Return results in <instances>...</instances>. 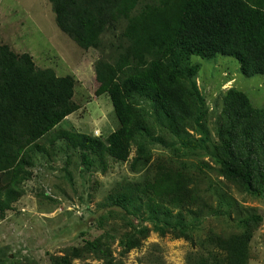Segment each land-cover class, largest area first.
Returning <instances> with one entry per match:
<instances>
[{"label":"rangeland","instance_id":"374dc122","mask_svg":"<svg viewBox=\"0 0 264 264\" xmlns=\"http://www.w3.org/2000/svg\"><path fill=\"white\" fill-rule=\"evenodd\" d=\"M161 6V0L154 8L150 2L137 6L130 18L118 21L116 27L109 26L98 45L85 47L59 28L49 0H0V44H7L18 54L29 53L39 68H51L59 76L75 79V110L37 140L39 146H30L33 164L26 167L30 174L20 182L21 195L13 200L5 217H0L3 264L31 259L49 264L51 255L63 256L69 248L82 247L104 234H108L104 240L111 248L110 262L117 264H217L216 259H220L218 264H225L221 262L225 252L219 241L243 233L247 227L241 220L254 214L263 220L253 227L247 264H264V193L251 194L226 177L213 155L225 92L235 87L245 92L253 105L262 107L264 75H244L238 60L231 56L218 54L210 60L192 56L199 65L195 82L205 101V114L197 122L195 113L181 134L199 139L203 135L200 130L208 131L207 143L201 149L182 146L179 134L156 122L147 100L136 107L146 114L156 136L163 139L147 142L148 160L136 162L137 146L133 145L127 160L108 155L103 164L95 156L88 170L81 151L59 136L62 131H76L105 140L120 127L110 95L99 92V74L105 75L113 67L119 69L124 62V50L131 48V36L126 34L130 22L139 16L148 20L153 9L160 7L162 11ZM137 62L129 60L125 71ZM193 101L191 97L192 106ZM163 172L173 173L170 181L177 188L180 181L186 186L181 206L169 204L167 194L164 202L192 228L186 234L173 227L161 233L146 220L143 225L149 228L148 234L140 236L136 231L142 218L114 207L112 200L134 184L143 187L154 182ZM9 178L10 174L0 173V188L9 185ZM128 232L135 233L141 244L125 252ZM110 262L102 255L86 253L73 258L71 264Z\"/></svg>","mask_w":264,"mask_h":264},{"label":"trees","instance_id":"16d2710c","mask_svg":"<svg viewBox=\"0 0 264 264\" xmlns=\"http://www.w3.org/2000/svg\"><path fill=\"white\" fill-rule=\"evenodd\" d=\"M49 1L59 28L85 47L98 45L109 26L116 27L118 21L130 18L137 6L150 2L154 8L157 4V0ZM169 1L161 0L164 8L153 9L148 20L139 16L130 22L126 34L131 36V48L124 50V62L119 69L113 67L109 73L99 74V92L110 95L120 127L105 140L76 131L59 133L81 151L82 163L88 170L95 156L103 164L108 155L127 160L133 145L137 146L135 161L148 160L147 142H163L150 128L146 114L136 107L141 100L150 102V114L158 124L179 134L182 146L204 147L208 131L200 130L203 135L199 139L181 134L195 113L197 122L205 114V101L195 82L199 65L192 61V56L209 60L218 54L231 56L238 60L244 75H264V0ZM129 60L138 62L125 71ZM117 71L121 74L116 75ZM74 88L72 76H59L51 68H39L29 53L18 54L7 44H0V173L10 174L9 185L0 188L1 218L21 195L20 182L30 174L26 168L33 164L30 146H39L36 141L75 110ZM219 120L213 155L221 171L249 193L263 195L264 106L253 105L245 92L231 87L223 96ZM170 174L163 172L143 187L134 184L128 192L113 198L114 207L142 218L136 234H148L149 228L143 225L146 220L161 233L173 227L186 234L192 228L164 202L167 194L169 204L181 206V193L187 191L179 175H175L181 183L177 188L170 181L173 173ZM262 220L261 215L245 217L241 220L247 227L243 233L219 241L225 252L221 262L247 264L253 227ZM136 234L128 232L127 243H123L127 246L125 252L141 244ZM107 236L87 241L82 247L73 246L63 256L51 255L49 264H71L73 258L86 253L102 255L110 262L111 248L104 240ZM219 260L216 259L217 264ZM10 264L39 263L31 259L12 260Z\"/></svg>","mask_w":264,"mask_h":264}]
</instances>
